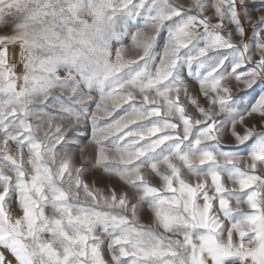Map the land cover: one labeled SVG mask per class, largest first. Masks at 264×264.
<instances>
[{
	"label": "snow or ice",
	"instance_id": "1",
	"mask_svg": "<svg viewBox=\"0 0 264 264\" xmlns=\"http://www.w3.org/2000/svg\"><path fill=\"white\" fill-rule=\"evenodd\" d=\"M37 3L0 0V264H264V0Z\"/></svg>",
	"mask_w": 264,
	"mask_h": 264
},
{
	"label": "rangeland",
	"instance_id": "2",
	"mask_svg": "<svg viewBox=\"0 0 264 264\" xmlns=\"http://www.w3.org/2000/svg\"><path fill=\"white\" fill-rule=\"evenodd\" d=\"M42 3L43 0H40ZM7 5H11L10 8H5V12L12 15L13 18H18L22 22L32 16L33 10L38 7L37 0H5ZM84 18H89L87 13L83 14ZM30 29L33 34L39 35L44 29L52 23V19L49 17L47 20L43 17L36 19H29ZM64 26L61 24L58 30H63Z\"/></svg>",
	"mask_w": 264,
	"mask_h": 264
}]
</instances>
